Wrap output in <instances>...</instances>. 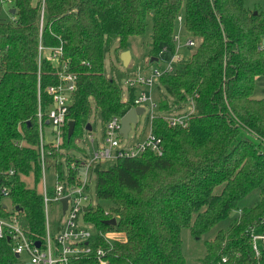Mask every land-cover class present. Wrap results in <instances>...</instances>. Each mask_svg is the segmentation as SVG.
Here are the masks:
<instances>
[{"label": "trees", "instance_id": "trees-1", "mask_svg": "<svg viewBox=\"0 0 264 264\" xmlns=\"http://www.w3.org/2000/svg\"><path fill=\"white\" fill-rule=\"evenodd\" d=\"M12 9V19H0V190H11L8 200L0 195V215L17 214L31 240H44L43 198L28 180L41 182L38 112L41 104L46 116L53 105L48 88L63 76L74 78L62 143L48 156L63 173L61 160H74L65 151L88 131L93 103L105 124L134 106L136 91L124 101L106 76V46L118 41L128 50L153 14L151 59L168 61L182 18L184 34L197 47L160 82L178 103L195 101L189 126L154 119L163 155L147 151L100 171L97 196L110 207L90 208L85 218L125 236L104 245L106 264H187L185 230L204 242L200 264H264L250 234L264 231V100L254 98L256 79L264 76V10L252 11L247 0H45L42 25V1L13 0ZM40 47L63 48V66L53 67L42 52L40 69ZM71 121L76 126L69 139ZM113 219L116 226L106 225ZM13 248L0 239V264L18 262Z\"/></svg>", "mask_w": 264, "mask_h": 264}, {"label": "built area", "instance_id": "built-area-1", "mask_svg": "<svg viewBox=\"0 0 264 264\" xmlns=\"http://www.w3.org/2000/svg\"><path fill=\"white\" fill-rule=\"evenodd\" d=\"M13 0H0V4H12ZM45 0H42L41 24L44 22ZM177 33L174 36V42L177 45L175 54L165 69L158 68L151 74L138 73L130 77L125 84L138 92L141 87L144 90L136 95L133 108H144L148 105L152 111L158 108V104L154 102L151 93L152 89L160 79L167 74L175 71V64L183 59L182 51L185 48L197 47V43L191 39L184 38L182 27V18ZM166 51V50H165ZM42 52H47L46 59L53 67L63 66L61 56L63 48H54L45 50L40 47L39 67L41 69ZM67 65L64 66V69ZM74 78L71 76H63L59 85L48 88L49 94L53 98V105L47 115H44L41 104H39V153L42 170V178H44V188L41 193L45 211V231L46 235L43 241L31 240L26 231L23 229L20 218L17 214L9 217L0 215V239H10L13 242V251L15 255L27 254L30 257V264H106L105 257L107 251L104 245L112 246L115 241L111 238L108 231L97 229L93 224L86 220L87 212L85 209L94 208L89 204L90 191V173L92 164L95 161L113 160L117 161L123 158H136L147 151L163 155L164 146L162 138L151 133L143 142H139L131 148L121 145L124 136L121 134L123 116L114 117L105 124L104 129V145L95 148L93 159L89 160H72L69 162L67 158H63V170L67 169V174L59 173L56 170V162L49 163L48 156L51 150L59 149L62 143V130L67 125V118L72 104L71 94L74 91ZM150 96H148V92ZM198 97V96H197ZM185 104H190L189 111L185 114H178L171 117H162L172 128H187L190 118L195 112V101L189 100ZM158 117L152 116L151 127L154 119ZM47 127L53 128L54 139L47 134ZM152 129V128H151ZM94 138L91 143L94 144ZM47 167L55 170L56 184L52 191L48 190L46 184L45 171ZM10 175H15V171L11 170ZM11 190L8 187H2L0 195L8 200ZM67 200V209L64 211L63 201ZM53 203L60 205V212L66 219L62 226L61 233L54 236L49 221V207ZM8 209V205H5ZM83 215L80 222L79 217ZM116 234V233H113ZM252 247L256 257L264 255V231L251 230ZM40 243V247L36 244ZM19 258V259H20ZM226 262V259L223 260ZM27 264V263H26Z\"/></svg>", "mask_w": 264, "mask_h": 264}, {"label": "rangeland", "instance_id": "rangeland-1", "mask_svg": "<svg viewBox=\"0 0 264 264\" xmlns=\"http://www.w3.org/2000/svg\"><path fill=\"white\" fill-rule=\"evenodd\" d=\"M247 7L252 11L264 10V0H247ZM13 15L11 14V4H0V19H12ZM148 26L147 31L144 36L133 37L129 41L128 50L131 53L132 60L128 67H125L121 56L125 51L119 49V42L115 41L112 45L106 46L105 54V73L106 76L110 79H114L116 84L122 90V98L124 101L130 99V88L125 84V82L132 76L142 73V74H151L158 68L165 69L168 67L169 63L166 61H160L159 64L151 63V52L153 48V14L148 15ZM180 22L178 23V25ZM184 31V30H183ZM185 35V34H184ZM187 39L186 35L184 36ZM196 47L185 48L182 51L183 56L189 57L195 51ZM144 90V87H141L136 95ZM148 92V91H147ZM149 93V92H148ZM150 96V93L148 94ZM151 96L155 103L158 104V108L152 111L151 107L145 106V113L139 116L138 123L132 125V131L129 133L128 139L123 138L121 145L126 148H131L143 142L147 136L151 133V118L155 117H171L178 114L185 115L190 108V104L178 103L172 90L165 84L160 81L155 84L152 89ZM254 98L257 100H264V76H258L256 79V90ZM93 103V102H92ZM161 103H166L169 106L168 110H161ZM89 124L92 126V131H86L82 139H78L75 143V147L69 151H65V154L72 157L75 160H89L93 159L94 149L102 147L104 145V129L105 122L103 121L100 111L95 109V104L93 103V113L89 120ZM46 132L52 139H54L53 128L47 127ZM94 138V144L91 143V138ZM116 161L113 160H103L95 161L92 164V169L90 173V191H89V204L91 207H96L101 205L105 210H108L110 205L104 202H101L97 196V187H98V173L102 170H107ZM63 173L67 174V169L63 170ZM46 184L49 191H52L55 187V170L51 167H47L45 171ZM28 186L30 188H36L40 193L43 192L44 188V178L39 184H36L33 179L28 180ZM253 203L250 201L246 202V206H249ZM236 213H240L241 211ZM80 222L83 220V215L79 217ZM49 221L52 227V233L55 235L61 233L63 230V225L66 222V219L60 212V205L58 203H53L49 207ZM215 230L212 231L207 237H213ZM111 238L117 241H124V235H118L110 233ZM183 238V251L184 255L187 258V264H200V260L205 256V246L204 242L197 243L191 237L190 231L185 230L182 234ZM116 242V241H115ZM30 261V257L27 254L21 256L18 259L16 264H26Z\"/></svg>", "mask_w": 264, "mask_h": 264}, {"label": "water", "instance_id": "water-1", "mask_svg": "<svg viewBox=\"0 0 264 264\" xmlns=\"http://www.w3.org/2000/svg\"><path fill=\"white\" fill-rule=\"evenodd\" d=\"M15 10L12 9L11 10V14L14 15L15 14ZM257 14V13H256ZM121 60L124 64L125 67H128L130 65V62L132 60V56H131V53L129 51H125L122 56H121ZM154 62L156 63H160V59H151V63L154 64ZM145 113V109L144 108H132L130 109V111L123 116V119H122V128H121V134L124 136L125 139H128L129 137V133L132 131V125H135L138 123V118L139 116H141L142 114ZM75 122L71 121L69 123V130H68V138L70 139L73 134H74V131H75ZM89 132L92 130V126L89 124L88 125V129H87ZM63 205H64V211H66L67 209V200H64L63 201ZM86 212H88V209H85ZM117 222L116 220H110V221H107L106 222V225L108 226H116ZM10 241V239H8ZM38 247H40V243H37L36 244ZM16 258L19 259L20 256L19 255H16ZM27 264H30V263H27Z\"/></svg>", "mask_w": 264, "mask_h": 264}, {"label": "crops", "instance_id": "crops-1", "mask_svg": "<svg viewBox=\"0 0 264 264\" xmlns=\"http://www.w3.org/2000/svg\"><path fill=\"white\" fill-rule=\"evenodd\" d=\"M42 0H33L34 4H37L38 2H40ZM250 9V8H249ZM93 129V128H92ZM92 131V130H91ZM89 132V131H88Z\"/></svg>", "mask_w": 264, "mask_h": 264}]
</instances>
